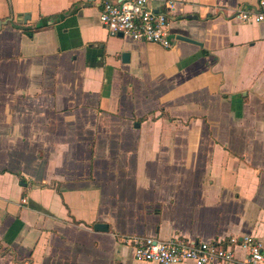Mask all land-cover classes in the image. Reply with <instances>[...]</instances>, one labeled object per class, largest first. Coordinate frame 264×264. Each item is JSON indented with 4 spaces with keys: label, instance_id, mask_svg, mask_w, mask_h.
<instances>
[{
    "label": "crops",
    "instance_id": "crops-1",
    "mask_svg": "<svg viewBox=\"0 0 264 264\" xmlns=\"http://www.w3.org/2000/svg\"><path fill=\"white\" fill-rule=\"evenodd\" d=\"M104 1L0 0V264L264 245V22L235 15L259 0H152L170 48L111 35Z\"/></svg>",
    "mask_w": 264,
    "mask_h": 264
},
{
    "label": "built area",
    "instance_id": "built-area-1",
    "mask_svg": "<svg viewBox=\"0 0 264 264\" xmlns=\"http://www.w3.org/2000/svg\"><path fill=\"white\" fill-rule=\"evenodd\" d=\"M152 0H106L99 13L100 24L111 34H122L170 48L169 18L151 7ZM170 6H173L170 4ZM236 17L243 21L264 22V0L240 7ZM120 243L132 248L135 260L156 264H235L237 252L244 264H264V245L249 237H230L225 242H203L173 237L157 240L149 236H121Z\"/></svg>",
    "mask_w": 264,
    "mask_h": 264
},
{
    "label": "water",
    "instance_id": "water-1",
    "mask_svg": "<svg viewBox=\"0 0 264 264\" xmlns=\"http://www.w3.org/2000/svg\"><path fill=\"white\" fill-rule=\"evenodd\" d=\"M117 36L118 37H122V34H118ZM181 39H184V38H181ZM185 41H189V40H185ZM122 57L124 59H126V58H128V54H124ZM94 230L95 231H99V232H106L107 231V226L105 224L97 223V224L94 225Z\"/></svg>",
    "mask_w": 264,
    "mask_h": 264
}]
</instances>
